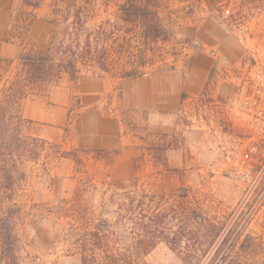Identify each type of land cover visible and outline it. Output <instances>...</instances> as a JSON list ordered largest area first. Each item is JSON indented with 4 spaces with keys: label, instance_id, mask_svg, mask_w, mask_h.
Returning a JSON list of instances; mask_svg holds the SVG:
<instances>
[{
    "label": "rangeland",
    "instance_id": "rangeland-1",
    "mask_svg": "<svg viewBox=\"0 0 264 264\" xmlns=\"http://www.w3.org/2000/svg\"><path fill=\"white\" fill-rule=\"evenodd\" d=\"M123 2L0 0V49L8 58L44 49L60 7H89L91 23H100L115 19ZM152 2L170 36L145 45L150 65L144 76L121 81L113 72L87 70L75 85L65 78L25 101L22 115L32 121L27 131L56 147L47 145L27 164L12 199L23 210L18 264H80L65 238L75 210L87 206L98 215L111 209L102 210L103 201L143 193L153 197L151 208L172 207L181 217L195 210L232 228V260L264 264V120L236 98L246 49L264 43L262 6L256 0ZM225 8L232 12L227 19ZM121 61L128 68L127 59ZM123 149L131 150L117 162ZM8 205L0 198V214ZM143 262L185 264L162 242Z\"/></svg>",
    "mask_w": 264,
    "mask_h": 264
},
{
    "label": "trees",
    "instance_id": "trees-1",
    "mask_svg": "<svg viewBox=\"0 0 264 264\" xmlns=\"http://www.w3.org/2000/svg\"><path fill=\"white\" fill-rule=\"evenodd\" d=\"M152 3L125 0L115 19L100 23H91L89 7L68 4L57 9L54 36L44 49H22L14 58L0 57V198L9 202L0 214L1 264H18L21 242L16 226L23 210L12 199L25 181L27 164L37 162L47 145L56 147L27 131L32 121L22 115L25 101L65 78L75 85L87 70L114 73L120 80L144 76L150 65V48L145 45L165 42L170 36ZM136 25L140 30L135 31ZM124 57L128 68L122 64ZM152 200L144 193L125 194L118 203L103 201L100 208L111 209L98 215L93 208L79 206L75 219L67 223L65 238L80 264H145L144 257L161 242L179 253L185 264H243L230 255L232 228L195 210L181 217L172 207L151 208ZM124 240L128 244L120 246Z\"/></svg>",
    "mask_w": 264,
    "mask_h": 264
},
{
    "label": "built area",
    "instance_id": "built-area-1",
    "mask_svg": "<svg viewBox=\"0 0 264 264\" xmlns=\"http://www.w3.org/2000/svg\"><path fill=\"white\" fill-rule=\"evenodd\" d=\"M260 3L264 13V0ZM225 19L232 16V12L225 8L222 13ZM246 73L241 84L239 95L236 96L241 106L251 116L264 120V43L252 48H247ZM264 129V121H263Z\"/></svg>",
    "mask_w": 264,
    "mask_h": 264
},
{
    "label": "crops",
    "instance_id": "crops-1",
    "mask_svg": "<svg viewBox=\"0 0 264 264\" xmlns=\"http://www.w3.org/2000/svg\"><path fill=\"white\" fill-rule=\"evenodd\" d=\"M6 54L0 49V57H7V56H5ZM203 70V77H202V80H204L203 78L207 75V72H208V69H207V66L206 67H204V69H202ZM138 79V78H137ZM135 80V79H134ZM122 81V80H121ZM201 86L200 85H198V88H200ZM170 89V88H169ZM183 89H184V91H186V92H189L187 89H189L190 90V86H189V84H188V82L186 83H184V85H183ZM155 99L157 100V102H158V100H159V98H158V95L157 96H155ZM66 103H67V100H63L62 101V104L63 105H66ZM157 107H158V104L157 103H155L154 102V104H153V109H155L156 108V110H158L157 109ZM47 118V117H46ZM118 139V138H117ZM131 149H127V151L125 150V149H123L122 151H121V154H119L118 156H117V162H120L121 160H123V157L127 154V152L128 151H130Z\"/></svg>",
    "mask_w": 264,
    "mask_h": 264
}]
</instances>
